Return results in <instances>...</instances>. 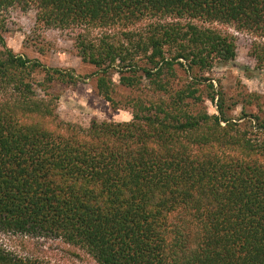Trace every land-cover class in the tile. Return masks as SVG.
Here are the masks:
<instances>
[{"label":"trees","instance_id":"trees-1","mask_svg":"<svg viewBox=\"0 0 264 264\" xmlns=\"http://www.w3.org/2000/svg\"><path fill=\"white\" fill-rule=\"evenodd\" d=\"M13 6L73 31L97 94L131 119L58 121L51 83L83 77L6 47ZM206 23L252 34L264 69V0H0V233L60 238L98 264H264V94L215 89L205 74L236 45ZM0 264L49 263L0 244Z\"/></svg>","mask_w":264,"mask_h":264},{"label":"rangeland","instance_id":"rangeland-1","mask_svg":"<svg viewBox=\"0 0 264 264\" xmlns=\"http://www.w3.org/2000/svg\"><path fill=\"white\" fill-rule=\"evenodd\" d=\"M33 8L22 10L18 6L6 12V29L3 32L5 45L15 54L36 59L48 67L70 70L83 77L75 85L53 82L48 89L56 96L55 113L58 121L87 128L92 119L123 122L131 119L129 108L113 109L95 90L94 79L90 77L94 68L83 63L73 45L74 32L56 28H41L35 22ZM198 25L202 23L195 21ZM231 34L235 39L236 57L233 61L218 65L205 74L212 80L215 89L225 92L228 97H238L239 93L264 94V69L256 67L250 56V46L255 37L240 31L233 25L219 23L205 24ZM37 26V27H36ZM97 32V31H96ZM94 31V33H96ZM263 41V40H262ZM88 75V77H87ZM41 80V74H35ZM118 84V76H113ZM117 99L127 91L117 89ZM42 95L43 91L36 88ZM208 112L214 113L216 107L205 101ZM254 107L249 108L253 110ZM240 113V105L232 114ZM0 244L13 255L36 259L49 264H98L85 250L65 243L60 238L43 235L0 233Z\"/></svg>","mask_w":264,"mask_h":264}]
</instances>
